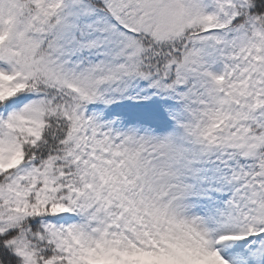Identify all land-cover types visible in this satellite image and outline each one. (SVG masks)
Returning a JSON list of instances; mask_svg holds the SVG:
<instances>
[{
    "label": "snow or ice",
    "instance_id": "snow-or-ice-1",
    "mask_svg": "<svg viewBox=\"0 0 264 264\" xmlns=\"http://www.w3.org/2000/svg\"><path fill=\"white\" fill-rule=\"evenodd\" d=\"M0 264H264V0H0Z\"/></svg>",
    "mask_w": 264,
    "mask_h": 264
},
{
    "label": "rangeland",
    "instance_id": "rangeland-1",
    "mask_svg": "<svg viewBox=\"0 0 264 264\" xmlns=\"http://www.w3.org/2000/svg\"><path fill=\"white\" fill-rule=\"evenodd\" d=\"M223 70V65L221 63H216L213 67V71L220 72Z\"/></svg>",
    "mask_w": 264,
    "mask_h": 264
}]
</instances>
